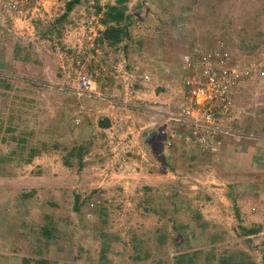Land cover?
Returning <instances> with one entry per match:
<instances>
[{"label":"rangeland","instance_id":"obj_1","mask_svg":"<svg viewBox=\"0 0 264 264\" xmlns=\"http://www.w3.org/2000/svg\"><path fill=\"white\" fill-rule=\"evenodd\" d=\"M71 1L0 0V264H264V0ZM218 46L233 109L187 148L180 63Z\"/></svg>","mask_w":264,"mask_h":264},{"label":"built area","instance_id":"obj_2","mask_svg":"<svg viewBox=\"0 0 264 264\" xmlns=\"http://www.w3.org/2000/svg\"><path fill=\"white\" fill-rule=\"evenodd\" d=\"M197 53L191 58L185 56L184 61V64L185 62L188 63L186 71L190 73L185 78L184 83L185 89L190 96L187 102L190 105L186 104L185 109L174 113L172 116L173 121L178 125L179 134H177V139L185 142L187 148H191L190 143L194 138L200 144L204 143L207 136L213 137L224 133L218 126V121L221 117L231 114L233 103L235 102V98H231V96L234 92V84L240 77L239 75L234 77L235 72L231 67L232 59L227 48L224 49L218 46V49L209 56ZM198 55L201 56L198 57ZM251 74L246 72V75ZM260 77L261 80L264 78V72L261 73ZM253 78V76L250 77V79ZM145 79L150 80L148 76ZM94 83L95 75L93 73L90 72L84 75L80 81L81 93L83 95L91 94L90 91ZM188 129H191L192 134H194L190 136L191 132ZM201 134L202 136L198 138ZM226 134H229V132L226 131ZM177 139L176 135L172 134L170 139L168 138L165 142L166 147L174 145ZM212 143H216L212 147L214 151L222 145V141H217L216 138L213 139Z\"/></svg>","mask_w":264,"mask_h":264},{"label":"trees","instance_id":"obj_3","mask_svg":"<svg viewBox=\"0 0 264 264\" xmlns=\"http://www.w3.org/2000/svg\"><path fill=\"white\" fill-rule=\"evenodd\" d=\"M78 2L77 0H73L68 4V10L72 11V9L74 8L75 5H77ZM116 9V8H115ZM112 20H114L118 26L114 28L113 31H111V33H116V36H112V34L110 33V35L107 36V38H109V40H111L112 42H116L119 43L121 41V36L123 34L122 30L120 29V23L123 22L125 20L124 17V12L120 11L118 13H116L115 15L112 16ZM147 43L143 42V46H145ZM147 46V45H146ZM144 48V47H143ZM230 53V51H228ZM201 55H198V57H200ZM183 63V64H182ZM180 63V68H182V66L184 65V62ZM182 71V69H181ZM72 151H76V149L71 150V152L69 151L70 154H74V152Z\"/></svg>","mask_w":264,"mask_h":264},{"label":"crops","instance_id":"obj_4","mask_svg":"<svg viewBox=\"0 0 264 264\" xmlns=\"http://www.w3.org/2000/svg\"><path fill=\"white\" fill-rule=\"evenodd\" d=\"M226 136H228V139L231 137V139H233L232 138V135L229 133V134H227ZM250 139H252V140H254V138H250ZM256 148H257V151H259L260 152V155H263V152H264V144L263 145H261L260 143L259 144H257L256 145ZM263 150V151H262ZM262 157V156H261ZM264 157H262V159H263ZM240 161H242V159H240ZM239 161V162H240ZM238 162V163H239Z\"/></svg>","mask_w":264,"mask_h":264}]
</instances>
